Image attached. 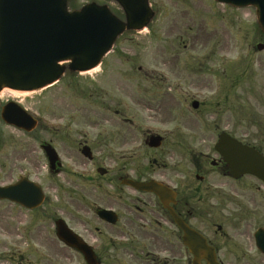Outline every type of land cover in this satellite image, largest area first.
<instances>
[{
    "label": "rangeland",
    "instance_id": "obj_1",
    "mask_svg": "<svg viewBox=\"0 0 264 264\" xmlns=\"http://www.w3.org/2000/svg\"><path fill=\"white\" fill-rule=\"evenodd\" d=\"M72 1V6H80L93 0ZM151 3L156 16L148 28L123 34L97 73L67 74L41 96L25 98L27 105L34 103L37 110L46 111L44 120L52 126L51 137L60 154L67 157L84 141L94 149L106 151V140L117 131L122 135L116 139L127 136L141 139L145 128L171 132L189 126L197 128L196 144H199L201 138H210L213 143V133L225 127L241 138L252 140L258 130L256 121L261 120L264 125V52L252 49L259 40L255 10L232 8L211 0H151ZM1 96L3 100L11 97L8 91ZM193 98L206 103L194 110ZM124 116L130 121L122 122ZM0 132L6 138L0 146V182L14 179L25 171L23 168L30 169L49 192L52 211L60 215L64 174L48 177L42 153L38 148L35 152L30 150L34 145L30 137L1 120ZM65 134L67 152L61 139ZM102 137L105 142L98 145ZM30 161L38 167L30 166ZM86 163L77 169L87 173L93 165ZM67 164H73L72 158L67 159ZM77 187L83 201L78 200L76 205L86 209L81 213L72 209L74 214L67 219L71 226L89 229L93 214L87 208L95 204L97 188L85 176L77 181ZM0 206L5 208L8 204ZM22 226L11 225L3 231L0 239L5 245L0 250L12 256L21 250L28 258L46 253L42 244L25 237ZM43 243L49 246L51 256L47 261L41 260V264H86L77 253L70 250L64 253L52 228ZM9 259L3 257V262L9 264Z\"/></svg>",
    "mask_w": 264,
    "mask_h": 264
},
{
    "label": "flooded vegetation",
    "instance_id": "obj_2",
    "mask_svg": "<svg viewBox=\"0 0 264 264\" xmlns=\"http://www.w3.org/2000/svg\"><path fill=\"white\" fill-rule=\"evenodd\" d=\"M109 4L113 11L123 16L115 1H109ZM258 43L264 44V33L259 34V40L252 49L257 50L255 45ZM55 85L57 84L25 96L9 93L11 97L6 100L2 99L3 92L0 91V114L3 106L13 101V107L19 108L18 105H21L36 119L37 125L29 131L5 123L1 116L0 120L33 140L34 145L30 150H40L46 160L49 178L60 173L65 176V184L60 185L63 202L60 215L52 211L49 192L43 187V199L35 207L26 206L17 200L0 198V204H8L5 208L0 206V235L11 225L19 228L22 224L25 237L42 244L46 252L29 255L28 258L21 250L13 256L0 250V264H5L3 257L10 258L9 264H41V260L47 261L51 255L47 251L48 245L43 242L50 236L51 228L64 253L70 250L85 261L80 252L57 237V224L62 219L92 246L95 264H212L211 248L218 264H264V252L258 246L256 238L257 232L264 229V182L250 174L233 175L229 165L215 148L221 133L227 131L264 153L263 121H256L258 130L252 140L241 138L225 127L213 133V143L210 138H201L199 144H196L197 128L189 126L175 128L171 132L145 128L141 139L137 136L116 139V136L122 135L117 131L116 135L113 134L106 140V151L100 147L94 149L86 141L82 146L74 147L73 153L67 154L73 160V164L69 165L68 158L60 154L53 142L52 126L44 120L43 113L46 111L37 110L34 103L29 106L24 102L26 96L36 98ZM50 97L49 95L48 98ZM205 103L202 102L201 106ZM121 121L129 122L130 118L124 116ZM27 124L29 126L31 122L27 120ZM204 131L209 129L204 128ZM0 133L2 146L6 138ZM155 135L161 137L159 146L151 143V138ZM61 139L67 152V134L61 135ZM101 142H105L104 137L98 139L97 144ZM85 144L91 147V158L82 153ZM111 145H115L116 149H112ZM84 160L93 165L87 173L77 169L78 165L87 164ZM34 161L38 159L35 158ZM30 162V166H37ZM1 165L0 162V170ZM17 168L22 169L19 165ZM23 170L25 171H20L21 174L14 179L0 184L9 185L26 177L42 186L30 169ZM83 176L96 186L98 198L91 208H87L93 214L91 227L81 230L71 226L67 217L74 214L72 209L78 213L86 209L85 206L76 205L78 200L83 201V194L77 187V181ZM152 180L159 183V193L139 189L132 182ZM181 222L205 238L211 247L209 252H193L185 244ZM4 245V241L0 239V248ZM54 257L58 258V255Z\"/></svg>",
    "mask_w": 264,
    "mask_h": 264
},
{
    "label": "water",
    "instance_id": "obj_3",
    "mask_svg": "<svg viewBox=\"0 0 264 264\" xmlns=\"http://www.w3.org/2000/svg\"><path fill=\"white\" fill-rule=\"evenodd\" d=\"M117 1L126 13V22L115 16L108 6L95 2L70 11L67 0H0V90L5 87L25 91L41 89L63 75L65 67L60 63L65 61L69 62L67 68L77 72L96 67L120 33L125 29L143 28L154 15L148 0ZM217 1L234 6H255L259 25L264 31V0ZM197 105L195 101L194 106ZM21 110L9 103L3 107L1 115L8 123L31 129ZM153 141L158 145L157 137ZM216 148L234 173H250L264 181V156L257 149L226 133L221 135ZM137 186L158 191L151 183ZM4 197L34 206L41 198V191L33 183L0 186V198ZM181 226L185 231L184 241L193 251L209 252L202 236ZM58 236L79 249L88 264H95L91 248L61 222L58 223ZM258 241L264 251V235H259ZM212 264H217L214 254Z\"/></svg>",
    "mask_w": 264,
    "mask_h": 264
},
{
    "label": "bare ground",
    "instance_id": "obj_4",
    "mask_svg": "<svg viewBox=\"0 0 264 264\" xmlns=\"http://www.w3.org/2000/svg\"><path fill=\"white\" fill-rule=\"evenodd\" d=\"M99 71V67H96V68H94V69H92V70H89V71H87L88 72V74H91V73H97ZM9 91H11V90H9ZM12 93H14L15 94V91H11Z\"/></svg>",
    "mask_w": 264,
    "mask_h": 264
}]
</instances>
